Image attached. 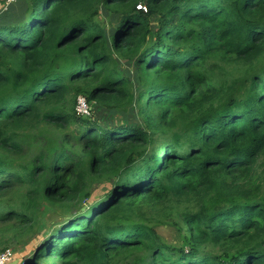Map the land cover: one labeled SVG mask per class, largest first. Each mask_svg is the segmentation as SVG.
I'll list each match as a JSON object with an SVG mask.
<instances>
[{
    "label": "trees",
    "instance_id": "trees-1",
    "mask_svg": "<svg viewBox=\"0 0 264 264\" xmlns=\"http://www.w3.org/2000/svg\"><path fill=\"white\" fill-rule=\"evenodd\" d=\"M19 236L20 264H264V0L1 3L0 239Z\"/></svg>",
    "mask_w": 264,
    "mask_h": 264
},
{
    "label": "rangeland",
    "instance_id": "rangeland-1",
    "mask_svg": "<svg viewBox=\"0 0 264 264\" xmlns=\"http://www.w3.org/2000/svg\"><path fill=\"white\" fill-rule=\"evenodd\" d=\"M5 1L7 4V0H0V7H1V3H4ZM155 20L153 21V24H156ZM98 21L101 23H107L109 20L108 18L100 14L98 17ZM122 66L126 68L127 70H130V72L134 73V63L133 62L128 63V64L122 63ZM91 107H92L91 113L90 115L85 116L86 118H91V116H93L94 119L99 120V122L102 123L103 125H106L112 119L110 112L104 106L99 105L97 103H93ZM103 187L104 186H102L101 184H95L92 187V190L94 194H96L97 193L96 191H98L100 188H103ZM45 210L49 211L50 208L48 206H45ZM146 215H147V221L153 225L157 234L165 242L171 243V244H178V239H179L178 232L175 230V228L172 225L167 224L166 218L163 216L162 213H156V214L147 213ZM51 217H52V214H46L45 216L44 225H46L47 228L51 226L50 225ZM8 235L10 234H7V236ZM23 242H24V237L22 236L2 238L0 239V253H2L5 250H10L13 255L17 253V255L21 257L24 254V253L21 254V252L23 251V248H22ZM13 249L17 252H15ZM16 259H19V258L14 257L13 260H16ZM19 264H20V260H19Z\"/></svg>",
    "mask_w": 264,
    "mask_h": 264
},
{
    "label": "built area",
    "instance_id": "built-area-1",
    "mask_svg": "<svg viewBox=\"0 0 264 264\" xmlns=\"http://www.w3.org/2000/svg\"><path fill=\"white\" fill-rule=\"evenodd\" d=\"M13 1L15 0H7V4ZM138 9L147 11V8L145 7V5H139ZM91 110H92L91 104L84 97L82 96L79 97L78 102H77V107H76L77 113L85 117V116L90 115ZM13 259H14V255L12 254L10 250H5L2 253H0V264H8L11 261H13Z\"/></svg>",
    "mask_w": 264,
    "mask_h": 264
},
{
    "label": "water",
    "instance_id": "water-1",
    "mask_svg": "<svg viewBox=\"0 0 264 264\" xmlns=\"http://www.w3.org/2000/svg\"><path fill=\"white\" fill-rule=\"evenodd\" d=\"M8 264H19V259L13 260V261H11V262L8 263Z\"/></svg>",
    "mask_w": 264,
    "mask_h": 264
}]
</instances>
